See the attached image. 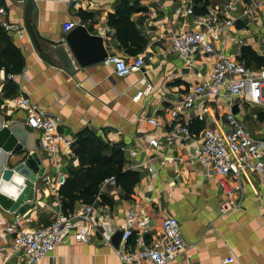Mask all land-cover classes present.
<instances>
[{
	"label": "crops",
	"instance_id": "0c3cea01",
	"mask_svg": "<svg viewBox=\"0 0 264 264\" xmlns=\"http://www.w3.org/2000/svg\"><path fill=\"white\" fill-rule=\"evenodd\" d=\"M129 1L138 8L131 19L148 40L142 50L147 60L141 71L120 77L106 61L82 68L74 60L75 72L71 73L52 52V44L62 41L67 34L63 24L71 22L86 26L91 34L103 36L108 54L134 57L119 47L116 31L108 25L117 0H35L33 20L39 46L25 28L23 4L0 0V9L7 13L9 23L23 28V39L17 32L9 31L26 62L22 73L13 78L18 95L30 97L40 111L57 119V134L72 146L78 134L87 128L96 131L104 141L118 144L128 160V168L141 175L129 195L120 185L112 191L101 184L95 202L96 219L103 227L86 243L69 237L41 264H122L111 240L115 233L126 228L127 213L139 208H145L151 220L147 227L138 226L134 230L132 244L140 235L151 243L162 234L161 223L166 217H174L180 223L188 246L171 264H264V180L254 171L240 177L220 175L210 164L191 156L200 148L207 129L218 134L228 131L222 121L228 113L253 137L264 141V94L261 104L247 101L230 104L223 98L204 100L193 113H183L178 119L190 123L191 143L168 142L166 136L173 124L170 110L178 107L198 80L210 76L213 61L203 53H196L186 63L170 51L172 37L195 26L193 20L198 16L195 10L191 15L184 12L186 7L195 5L192 0ZM207 3L208 12L217 9L220 25L225 26L223 33L212 37L215 48L250 70L264 68V0ZM81 13L90 17L84 19ZM229 20L233 23L225 25ZM6 83L2 71L0 113L10 124L24 128L26 112L9 109L8 99L2 96ZM139 92L144 94L135 100ZM142 116L156 118L159 125L141 121ZM152 138L160 140L159 147H149ZM27 143L30 148L37 146L43 155L45 173L37 186L39 197L25 216L14 217L0 207V218L5 224L20 218L21 229L30 231L48 226L57 214L63 213L58 194L61 187L56 193L54 184L60 175H68L70 167H78L79 161L72 146L63 142L54 154H45L40 133L35 130L29 132ZM130 150H136L137 154L130 156ZM223 185L233 188L231 196ZM85 205L88 204H77L72 214H63H79ZM11 237L0 228V244L9 243ZM229 257H234L233 263L226 261ZM0 264L25 262L20 257L6 260L0 256Z\"/></svg>",
	"mask_w": 264,
	"mask_h": 264
},
{
	"label": "built area",
	"instance_id": "2783aa9c",
	"mask_svg": "<svg viewBox=\"0 0 264 264\" xmlns=\"http://www.w3.org/2000/svg\"><path fill=\"white\" fill-rule=\"evenodd\" d=\"M187 15L194 13L193 6L185 8ZM252 12V11H251ZM217 9H210L207 15L194 17V28L183 31L172 37L170 51L181 57L186 63L191 62L193 54L203 53L213 61L210 76L198 80L183 96L178 107L170 110L172 120L171 130L167 133L166 140L175 142L183 140L191 143L192 134L190 123L179 121L183 113H193L199 103L204 100L220 99L233 104L237 101H247L251 104H261L264 94V68L254 71L237 59L225 54L223 50H217L212 37H218L224 32L225 26L220 25ZM254 20H256L255 14ZM229 20L225 25H231ZM0 26L7 31H15L20 39H23V28L13 26L7 20V13L0 9ZM64 32L68 33L75 29V23L63 24ZM146 54H138L131 59L118 54H109L106 62L114 67V71L120 77H127L133 72H139L146 64ZM10 75L8 79H13ZM149 90V88L147 89ZM144 92H139L134 99L140 100ZM9 109H21L26 112V125L40 133L41 150L46 154H54L63 142L68 147L71 142L57 134L58 121L52 116L39 110L30 97L17 96L8 100ZM149 124L159 125L153 117H140ZM228 131L218 134L213 129L204 132L201 146L191 155L194 160L206 162L212 166V170L220 175L242 176L248 171L258 173L264 180V141L253 137L244 125L232 114L228 113L223 120ZM149 147L157 148L160 140L152 138ZM125 151V150H124ZM130 156L137 154L136 150L129 151ZM147 166H145L146 168ZM134 168V166L130 167ZM149 171L151 170L148 168ZM54 186L57 189L64 186L66 177L60 175ZM49 180L47 183L49 184ZM117 186L116 178H108L103 182L105 190H114ZM224 186V185H223ZM229 196L234 192L233 188L224 186ZM97 202L85 205L81 213L74 216H66L63 213L51 221L48 226L33 228L32 230L21 229L20 218H15L10 224H5L0 218V228L12 235L9 243L0 244V256L6 260L16 257L23 259L25 264H41L48 258L60 244L66 243L69 237L80 243L89 241L90 236L98 232L103 226L97 221ZM151 220L150 213L145 208L131 209L126 215V228L121 239L122 245L116 249V254L122 264H171L177 260L187 248L188 243L184 240L180 223L174 217H166L162 221V234L148 243L142 235L138 236L132 244L131 238L134 230L139 226L145 228ZM233 263L234 257L226 259Z\"/></svg>",
	"mask_w": 264,
	"mask_h": 264
},
{
	"label": "trees",
	"instance_id": "16d2710c",
	"mask_svg": "<svg viewBox=\"0 0 264 264\" xmlns=\"http://www.w3.org/2000/svg\"><path fill=\"white\" fill-rule=\"evenodd\" d=\"M207 1L192 0L195 15L208 12ZM115 8V12L109 15L108 25L116 31L119 47L130 56L142 53L148 40L137 30L131 19L138 8L131 5L129 0H117ZM81 14L84 19L90 17L85 13ZM25 63L22 50L14 44L10 32L0 26V73L4 71L7 79L2 92L4 99L19 96L18 85L8 77L22 73ZM72 148L79 166L69 168L67 180L58 191L61 210L66 215L72 214L77 204L94 203L100 195V185L108 178L114 176L117 185L128 195L141 180L139 173L128 168V160L120 146L104 141L96 131L87 128L79 133Z\"/></svg>",
	"mask_w": 264,
	"mask_h": 264
},
{
	"label": "water",
	"instance_id": "95a60500",
	"mask_svg": "<svg viewBox=\"0 0 264 264\" xmlns=\"http://www.w3.org/2000/svg\"><path fill=\"white\" fill-rule=\"evenodd\" d=\"M23 4L25 28L37 46L39 38L33 15L35 0H16ZM106 42L101 35L91 34L89 29L76 25L62 41L52 44V52L60 59L66 69L75 72L74 60L82 68L104 63L108 57ZM47 57L50 53H46ZM33 128H22L9 123L0 113V207L14 217L25 216L39 197L37 186L45 173V164L37 146L28 145L29 132ZM22 180V182H20ZM123 230L115 233L111 242L118 249Z\"/></svg>",
	"mask_w": 264,
	"mask_h": 264
},
{
	"label": "clouds",
	"instance_id": "9594fccd",
	"mask_svg": "<svg viewBox=\"0 0 264 264\" xmlns=\"http://www.w3.org/2000/svg\"><path fill=\"white\" fill-rule=\"evenodd\" d=\"M20 182H22V180Z\"/></svg>",
	"mask_w": 264,
	"mask_h": 264
},
{
	"label": "rangeland",
	"instance_id": "374dc122",
	"mask_svg": "<svg viewBox=\"0 0 264 264\" xmlns=\"http://www.w3.org/2000/svg\"><path fill=\"white\" fill-rule=\"evenodd\" d=\"M254 12V11H253Z\"/></svg>",
	"mask_w": 264,
	"mask_h": 264
}]
</instances>
